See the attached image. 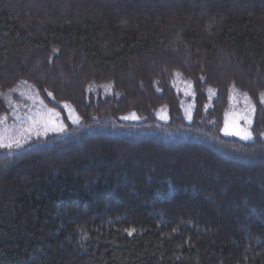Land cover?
<instances>
[{
  "label": "trees",
  "instance_id": "1",
  "mask_svg": "<svg viewBox=\"0 0 264 264\" xmlns=\"http://www.w3.org/2000/svg\"><path fill=\"white\" fill-rule=\"evenodd\" d=\"M80 1L0 0V133L26 89L66 125L0 145V264H264V0Z\"/></svg>",
  "mask_w": 264,
  "mask_h": 264
},
{
  "label": "rangeland",
  "instance_id": "2",
  "mask_svg": "<svg viewBox=\"0 0 264 264\" xmlns=\"http://www.w3.org/2000/svg\"><path fill=\"white\" fill-rule=\"evenodd\" d=\"M20 3H22V8L25 9L28 7L29 9L34 10L37 13L43 12L45 7H51L58 5V7H64L66 5H71L72 9L77 12L80 6L84 4L86 6L85 2H81L80 0H17ZM148 0H145V2L140 1L142 5H145V3ZM15 3V2H13ZM68 3V4H67ZM173 43L177 44L180 47L178 49L172 50V55L176 56L175 59L177 60V64L170 63V60L167 61L170 66H183V62L188 58L186 48L182 45V41L176 40ZM175 46V45H174ZM57 55L59 57H57ZM53 68H50L49 70L50 74L52 75L53 80H58L59 82H62L60 78H62V74L58 72V68L60 66V63L62 62V65H67L66 57L62 54L57 53L56 57L53 59ZM194 65H197L200 67V71L203 73L210 72L209 70V61L204 56L200 55L197 57V59H194L193 61ZM179 64V65H178ZM140 67H142V64H139ZM144 68V67H143ZM37 69V68H36ZM53 69V70H52ZM159 68H152V75L156 76L158 73ZM208 70V71H207ZM213 75H218L219 71L218 69H214ZM90 75H94L93 71H89ZM61 76H60V75ZM128 76V75H127ZM132 79L130 77H126V79ZM133 81V80H132ZM64 83V82H63ZM83 89V86L81 87ZM149 89V87H148ZM127 90V89H126ZM64 91V89H63ZM155 92V91H154ZM134 95H138L140 93L142 96H146V89L139 87V92H134ZM236 93V91H235ZM69 95V94H68ZM21 96L23 98V103L16 104L15 112L12 118H9L8 122L12 125L8 126V129L4 133H0V145L1 146H9L14 145L15 147H19L28 143H32L35 141H38L40 139L47 138L50 134L61 132L65 129V123L60 115V113L57 110H54L47 106L42 99L35 94L32 90H24L21 93ZM67 97V96H63ZM232 105L231 109L228 113L226 125L228 132H224L227 135H234L238 136L239 138H243L244 135H247L250 133L251 138V125L253 123V105L250 101L247 95H242L239 92L232 95ZM69 98V97H68ZM72 98V97H71ZM70 98V99H71ZM188 102V101H186ZM138 106L137 104H133ZM192 103L190 104L191 107ZM67 108L70 113V119L75 124L81 122V118L77 115L75 110L67 105ZM7 124L3 121V123L0 122V130L3 125ZM241 133L240 135H237L236 133ZM249 139V138H248Z\"/></svg>",
  "mask_w": 264,
  "mask_h": 264
},
{
  "label": "snow or ice",
  "instance_id": "3",
  "mask_svg": "<svg viewBox=\"0 0 264 264\" xmlns=\"http://www.w3.org/2000/svg\"><path fill=\"white\" fill-rule=\"evenodd\" d=\"M127 118H128V117H125V119H127ZM225 132H226V133L228 132L227 127L225 128ZM236 134H237V135H240L241 133L237 132ZM243 138H244V139H248V138H250V133L247 134V135H244ZM9 147H11V145H9ZM129 234H131V233H129Z\"/></svg>",
  "mask_w": 264,
  "mask_h": 264
}]
</instances>
